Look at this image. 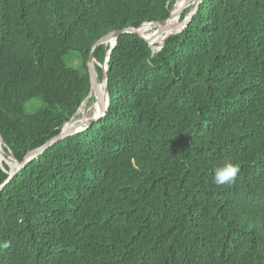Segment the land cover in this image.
<instances>
[{
    "label": "trees",
    "instance_id": "16d2710c",
    "mask_svg": "<svg viewBox=\"0 0 264 264\" xmlns=\"http://www.w3.org/2000/svg\"><path fill=\"white\" fill-rule=\"evenodd\" d=\"M176 2L0 0L7 157L22 162L75 116L101 37ZM110 46L95 49L101 64ZM108 66L107 114L0 192V264H264V0H203L156 52L124 33ZM226 161L240 171L217 185ZM10 168L0 159V185Z\"/></svg>",
    "mask_w": 264,
    "mask_h": 264
},
{
    "label": "water",
    "instance_id": "95a60500",
    "mask_svg": "<svg viewBox=\"0 0 264 264\" xmlns=\"http://www.w3.org/2000/svg\"><path fill=\"white\" fill-rule=\"evenodd\" d=\"M203 0H197L193 9L190 11L189 14H187L185 16V18H183L182 20H179L176 23H171L172 21V17L176 14H179L180 16L183 13V10L186 6V4H184L183 6H181L180 8L175 10V7L172 9L171 11V15L169 18L162 20V21H152V22H147L146 24L151 25L152 27H157V29L153 32V34L151 36H148L145 34L143 27L146 25L144 24L141 27H134V26H129L126 28H122V29H116L113 30L111 32H109L108 34L104 35L103 37H101L93 46V49L91 51L90 57L88 59V70H89V74H90V81H91V90L89 95L86 97V99L84 100V102L82 103L81 107L78 109V111L76 112L75 116L72 117L63 127L62 131L57 134L56 136L52 137L51 139H49L47 142H45L44 144H42L41 146L30 150L24 160L22 162H20L19 160L16 159V157L11 154L10 155V159H8V157H2V152L0 150V159L1 162H3L4 160L10 165V170H9V177L0 185V192L3 190V188L16 176V174L22 170L29 162H31L33 159L39 157L43 152H45L50 146H52L53 144H55L56 142L63 140L65 138H67L68 136L74 135L76 133H79L85 129H87L90 125H92L95 121L100 120L102 117H104L108 110H109V106H110V94H109V90H108V61L110 60V56L112 54V51L114 49V47L117 45L119 37L121 35H123L124 33H136L139 34L140 36H142L143 38H145L151 45L153 52L159 51L161 50L164 45L166 44V42L168 41V39L177 33H180L181 31H183L192 21L194 15L197 13L200 4L202 3ZM177 3V2H176ZM175 3V6H176ZM159 35H164L163 40L158 44V45H154L152 42L153 38L158 37ZM112 41H114V44H112ZM111 42V44H110ZM110 44V49L108 50L107 53V57H106V62L104 64H101L96 56H95V49L100 46L101 44ZM97 64L103 67V71H104V76H103V81L105 82L106 85V91H107V99L106 102H104L103 100H101V110L100 112H98L97 114L88 116V117H83L82 118H76V116L78 114H80V111L82 110V108H85L88 103L90 102V98L93 92H95L97 94V89L99 87L100 84V80H99V73L97 70ZM76 118V119H75ZM75 119V120H74ZM0 136L4 142V139L0 133Z\"/></svg>",
    "mask_w": 264,
    "mask_h": 264
},
{
    "label": "bare ground",
    "instance_id": "6f19581e",
    "mask_svg": "<svg viewBox=\"0 0 264 264\" xmlns=\"http://www.w3.org/2000/svg\"><path fill=\"white\" fill-rule=\"evenodd\" d=\"M189 1H190V0H178L177 3H176V6H175V10L178 9V8H180L181 6H183L184 4H186V3L189 2ZM195 1H196V0H195ZM178 17H179V14L174 15V16L172 17V21H171V23L173 24V23L178 22ZM148 27H149V29H148V28L145 29L144 32H145L146 35H148V34H147L148 32H151L150 34L152 35L153 32L150 31V30H151L150 28H151L152 26L150 25V26H148ZM151 35H148V36H151ZM163 37H164V35H159L158 37L153 38V39H152L153 44H154V45H157L158 42H161V41L163 40ZM110 44H111V42H110ZM112 44H114V41H112ZM97 91H98L97 94H96L95 92L92 93L91 98H90V101H91V99L94 97V99H95L96 102L98 103V104H96L97 110H98V112H100V110H101V104H100V103H101V100H103L104 102H106V99H107V91H106V85H105V82H100ZM89 108H90V106L87 105L85 108H82V110L80 111V113L83 114V112H85V111L88 110ZM92 112H93V111H92ZM74 120H75V119H74ZM0 141H1V143H0V150H1V152H2V156L7 158V155H6V153H5V151H4V148H3V144H4V142H3L2 138H1V136H0Z\"/></svg>",
    "mask_w": 264,
    "mask_h": 264
},
{
    "label": "clouds",
    "instance_id": "9594fccd",
    "mask_svg": "<svg viewBox=\"0 0 264 264\" xmlns=\"http://www.w3.org/2000/svg\"><path fill=\"white\" fill-rule=\"evenodd\" d=\"M102 81H100V82H102ZM82 115H84V114H82ZM76 118H78V116ZM239 171H240V165L238 163L226 161L223 165L215 168V170H214V183L217 185L229 184L236 179ZM3 246L6 247L7 244L5 243Z\"/></svg>",
    "mask_w": 264,
    "mask_h": 264
},
{
    "label": "rangeland",
    "instance_id": "374dc122",
    "mask_svg": "<svg viewBox=\"0 0 264 264\" xmlns=\"http://www.w3.org/2000/svg\"><path fill=\"white\" fill-rule=\"evenodd\" d=\"M178 1V0H177ZM197 1V0H196ZM196 1L195 0H190L189 2H187L186 3V6H185V8H184V10H183V12L188 8V7H190V6H194L195 5V3H196ZM174 7H175V5H174ZM192 10V9H191ZM190 13V12H189ZM188 13V14H189ZM179 20H182V16H180L179 15V17H178V21ZM149 29V27H145V28H143V30H145V29ZM151 30L150 31H152V32H154L156 29H157V27H151L150 28ZM151 32H148L147 34L148 35H151L150 34ZM158 43H160V42H158ZM75 54H77V53H74V56L73 57H69L68 58V62H69V64L71 63L72 65H75L76 67H80L81 66V63H80V59L79 58H77L76 56H75ZM96 104H98L97 102H96V100L94 99V97L91 99V101L88 103V105L90 106V108L88 109V110H86L85 112H83V114H84V117H88V116H91V115H94V114H97L98 113V110H97V107H96ZM28 107L31 109L32 108V103L30 102V103H28ZM93 111V112H92ZM80 116H78V118H81V117H83V115L80 113L79 114ZM8 159H10V161H11V159L12 158H10V157H8Z\"/></svg>",
    "mask_w": 264,
    "mask_h": 264
}]
</instances>
